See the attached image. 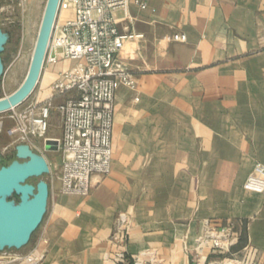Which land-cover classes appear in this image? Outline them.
I'll return each instance as SVG.
<instances>
[{"label":"crops","instance_id":"0c3cea01","mask_svg":"<svg viewBox=\"0 0 264 264\" xmlns=\"http://www.w3.org/2000/svg\"><path fill=\"white\" fill-rule=\"evenodd\" d=\"M139 1L145 8L130 1L114 13L138 36L118 53L135 87H116L111 172L76 196L59 191L55 161L42 222L23 255L0 264L28 255L35 264H111L119 213L129 220L122 264L213 260L196 246L206 221L245 224L264 264V192L243 186L264 165V0ZM69 65H53L49 79Z\"/></svg>","mask_w":264,"mask_h":264},{"label":"built area","instance_id":"2783aa9c","mask_svg":"<svg viewBox=\"0 0 264 264\" xmlns=\"http://www.w3.org/2000/svg\"><path fill=\"white\" fill-rule=\"evenodd\" d=\"M130 1L145 8L139 0H60L44 62L68 60L74 64L58 72L46 101L31 102L23 108L19 104L1 112L14 120L12 131H20L23 138L29 134L43 136L49 128L51 99L69 94L57 107L62 132L54 139L60 155L57 175L62 193L88 196L93 178L111 172L116 87H135L118 53L126 41L138 36L126 28L120 29L114 13L118 9L126 11ZM62 11L67 15L60 20ZM169 38L184 41L185 34L174 33ZM243 186L248 191L263 193L264 165L255 163ZM115 222L110 237L115 251L105 259L111 264H122L129 220L125 213H119ZM237 224L206 221L196 246L217 256L211 261L198 256L193 264H257L253 248L246 245L239 251L231 250L239 239L241 227ZM19 264H35V258L28 255Z\"/></svg>","mask_w":264,"mask_h":264},{"label":"water","instance_id":"95a60500","mask_svg":"<svg viewBox=\"0 0 264 264\" xmlns=\"http://www.w3.org/2000/svg\"><path fill=\"white\" fill-rule=\"evenodd\" d=\"M59 1L46 0L26 76L7 98H0V113L21 104L34 90L42 72ZM8 37V33L0 29V54ZM3 68L0 56V78ZM52 146H56L55 140L46 147ZM49 172L45 157L26 143L15 146V158L10 163L0 164V251L25 246L42 222L49 199V185L42 176ZM31 178L38 180L32 183L28 181Z\"/></svg>","mask_w":264,"mask_h":264},{"label":"rangeland","instance_id":"374dc122","mask_svg":"<svg viewBox=\"0 0 264 264\" xmlns=\"http://www.w3.org/2000/svg\"><path fill=\"white\" fill-rule=\"evenodd\" d=\"M45 4L46 0H0V29L7 32L9 36L4 45V50L0 54L4 67L0 78V98L13 92L20 85L27 72ZM66 15V12H60V20L64 19ZM63 61L69 63L70 67L74 64L68 60H59L56 63L44 62L34 90L19 105L20 108L31 102L47 100L51 93V85L57 77L49 79L48 72L53 65ZM67 95L69 94L51 99L48 113L49 128L43 136L29 134L23 138L20 131H12L15 126L14 120L9 119L6 113H0V120L2 121L0 129L1 165H7L15 158V146L17 144L26 143L33 151L42 154L48 162L50 172L53 170L51 167L53 168L54 162L60 159V155L55 146L50 149L46 146L48 142L54 141L61 135L62 121L57 107L67 98ZM42 177L47 179L49 173ZM37 180L38 178H31L28 181L35 183ZM27 245L28 243L20 249L6 248L0 251V256L8 257L16 253L23 255Z\"/></svg>","mask_w":264,"mask_h":264},{"label":"trees","instance_id":"16d2710c","mask_svg":"<svg viewBox=\"0 0 264 264\" xmlns=\"http://www.w3.org/2000/svg\"><path fill=\"white\" fill-rule=\"evenodd\" d=\"M14 198L17 199L16 196H14ZM245 245H246V233H245V224H244V228L242 227V228L240 229L239 239H238L237 243L231 247V250H232L233 252H234L235 250L238 251V250H240L242 247H244Z\"/></svg>","mask_w":264,"mask_h":264},{"label":"bare ground","instance_id":"6f19581e","mask_svg":"<svg viewBox=\"0 0 264 264\" xmlns=\"http://www.w3.org/2000/svg\"><path fill=\"white\" fill-rule=\"evenodd\" d=\"M27 71H28V69H27ZM26 73H27V72H26ZM25 76H26V74H25ZM25 76H24V78H25ZM24 78H23V80H24ZM23 80H22V81H23ZM21 83H22V82H21ZM21 83H20V84H21ZM19 86H20V85H19ZM19 86H18V87H19ZM18 87H17V88H18ZM17 88H16V89H17ZM16 89H15V90H16ZM15 90H14V91H15ZM14 91H13V92H14ZM11 93H12V92H11ZM11 93H10V94H11ZM10 94L5 95L4 97H1V98H7ZM13 108H14V107H13ZM9 109H12V107H10Z\"/></svg>","mask_w":264,"mask_h":264}]
</instances>
